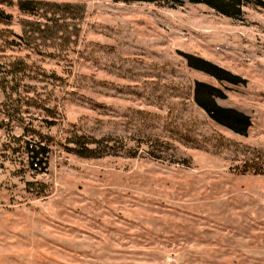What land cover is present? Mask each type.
Instances as JSON below:
<instances>
[{"label": "rangeland", "instance_id": "obj_1", "mask_svg": "<svg viewBox=\"0 0 264 264\" xmlns=\"http://www.w3.org/2000/svg\"><path fill=\"white\" fill-rule=\"evenodd\" d=\"M6 1L0 63L27 67L8 87L40 95L50 110L22 115L54 141L36 172L20 140L34 138L0 116V264H264V0L241 19L191 3ZM197 82L250 117L246 136L197 105ZM87 140L96 158L77 154Z\"/></svg>", "mask_w": 264, "mask_h": 264}, {"label": "trees", "instance_id": "obj_2", "mask_svg": "<svg viewBox=\"0 0 264 264\" xmlns=\"http://www.w3.org/2000/svg\"><path fill=\"white\" fill-rule=\"evenodd\" d=\"M117 3H135V2H146V3H158V4H170L172 6H182L185 3L191 4H203L219 14L228 18L241 19L242 7L245 0H112ZM7 2L6 0H0V5ZM9 2V1H8ZM10 3V2H9ZM11 4V3H10ZM19 10L25 14H31L38 8V3L34 1H19L17 3ZM12 20V16L7 14L4 10L0 9V23H9ZM5 38L4 41L9 38L0 31V40ZM8 42V41H7ZM189 67L203 72L219 82H226L231 85H239L243 82L240 77L226 71L208 61L193 56L187 55ZM9 67L0 63V74L6 76H0V92L6 95L7 102H0V116H7L10 121L17 122L23 128V135L29 134L34 140H23L22 146L28 157V164L30 168L36 172H45L47 169V155L49 153V145L54 141L53 138L43 133L40 129L36 128L33 123L27 122L22 113L23 105L37 107L42 110L49 111L47 104H44L40 95L37 93L32 97H22L19 92L14 94L15 88L8 87L10 83L18 84L21 79L18 77L26 72V65L21 62H13L8 64ZM4 68V69H3ZM6 68V69H5ZM3 69V70H2ZM5 70V71H4ZM9 72H8V71ZM5 72H7L5 74ZM11 79H9V77ZM9 80V81H7ZM20 84V83H19ZM18 96V97H17ZM226 95L218 88L197 82L195 86V102L197 105L208 115L210 119L216 123L228 128L236 134L246 136L249 128L251 127V119L246 114L233 109L225 108L217 103V99H226ZM4 120L0 117V127L3 126ZM52 127L55 125L53 121L44 119L41 121ZM81 140V138L79 139ZM111 139H103L101 142L110 141ZM100 141H89L76 142L75 144L79 149L77 154L81 157L96 158L95 149L92 145L99 144ZM29 186H33L37 192H44L45 185L38 183H30ZM34 190V189H33ZM35 190V191H36Z\"/></svg>", "mask_w": 264, "mask_h": 264}]
</instances>
